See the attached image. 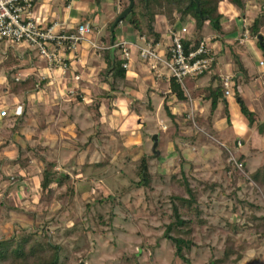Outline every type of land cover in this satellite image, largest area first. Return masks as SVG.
<instances>
[{"label": "rangeland", "instance_id": "rangeland-1", "mask_svg": "<svg viewBox=\"0 0 264 264\" xmlns=\"http://www.w3.org/2000/svg\"><path fill=\"white\" fill-rule=\"evenodd\" d=\"M261 4V0H248L245 10L241 11L232 3L223 2V35L216 34L208 23L204 26L203 39L212 38L213 43L220 41L224 53L228 42L245 58L244 65L252 63L250 68L255 72L246 81L237 71L234 54L221 55L220 52L216 55L214 72L208 78L197 80L195 87L207 86L215 73L223 82L229 78L232 88L227 101L231 124L226 118L225 104H222L209 128L197 123L188 126L184 120L178 121L176 127V122L166 115L165 102L178 117L186 115L191 121L197 116L207 118L210 105L201 99L177 103L167 77L156 74L149 65L136 59V55L132 56L133 67L129 70L130 78L139 75L134 76L136 82L128 83L125 95L114 99L113 106L102 99L101 120L96 123L93 117L96 111L90 113L89 107L95 106L100 97V59L102 52L111 45L108 25L117 15L110 16L107 24L96 22L93 27L90 21L97 17L93 11L84 23L79 22L90 23L92 41L104 48H92L84 63L86 71L97 63L90 79L88 73L84 76L79 71L83 66L77 65L76 72L72 69L82 76L79 88L74 87L71 74L66 82H62L59 75L44 76L46 64L37 51L21 45H0V155L21 159V162L11 160L13 164L16 162L19 171L13 164L11 166L10 160L4 162L6 171H1L6 175H0V239L45 229L70 255H76L73 264H185L175 256L174 246L164 237L169 223L167 217L177 204L174 197L185 195L179 185L185 175L190 185L198 189L202 218L207 221L193 233L195 246L186 251L190 264H209L222 254L228 237L233 238L237 246L246 248L243 263L264 264V240L248 218L251 213L264 216V190L249 180L245 183L237 175L238 171L228 168L224 148H234L239 140L242 141L238 154H247L245 180L264 164V133L259 131L264 127V67L260 66L264 57L257 48V39L246 34L260 14ZM128 5L127 0H120V13ZM124 24L127 32L118 28L117 41L134 37L130 26ZM160 25L159 31L165 28L162 22ZM102 26L103 32L99 33ZM159 33L166 34L164 29ZM261 35L264 37V29ZM162 41L168 43L166 38ZM8 52L20 57L11 69L1 66ZM140 63L142 71L138 68ZM218 67L223 72L216 70ZM159 69H163L162 65ZM31 75L37 79L35 98L30 94L16 97L9 92L10 78L25 80ZM236 79L240 95L256 116L253 126L241 113L234 95ZM63 85L75 88L76 92H68L69 88L66 90ZM103 88L108 89L107 86ZM82 89L90 94L86 97L92 99L91 104H85ZM23 106L26 117L18 122L17 114ZM75 113L84 117L88 113L91 115L87 122L76 124ZM156 134L159 135L160 156L150 158V169L155 175L153 189L137 188L138 163L144 155H153ZM41 158L56 162L60 168L62 163L67 165V171H60L72 176L76 188L73 200H70L67 187L52 195L42 192L40 171L45 162ZM100 162L108 164L101 168L92 166ZM201 183H216L218 187L211 191ZM238 201L259 209L251 212ZM234 225L238 232L234 231ZM70 230L74 234L69 235Z\"/></svg>", "mask_w": 264, "mask_h": 264}, {"label": "trees", "instance_id": "trees-1", "mask_svg": "<svg viewBox=\"0 0 264 264\" xmlns=\"http://www.w3.org/2000/svg\"><path fill=\"white\" fill-rule=\"evenodd\" d=\"M128 1V0H127ZM135 6L131 14L123 21L128 22V25L135 31L139 36L153 37L154 43H158L162 40V35L157 31L158 20H166L168 26L176 27L179 24L184 25L189 19L195 20V29L191 36L184 39V48L187 53L197 49L199 42L203 40V29L206 23H208L211 29L219 35H223L224 27L223 20L225 18L222 12L221 5L223 2H230L235 5L239 10L244 11L248 0H197L199 2V8L202 14V18L197 13L198 6L190 0H134ZM261 11L260 14L255 17L250 26L251 38L257 39V48L264 57V37L261 35L264 29V0H261ZM101 0H94V6L100 8ZM125 9V8H124ZM97 14V13H96ZM118 14L113 21L108 25V30H111L116 19L119 17ZM96 18L92 20V26L97 24ZM81 22L84 23L82 20ZM82 24V23H81ZM119 27V25H118ZM115 29V34L116 30ZM262 36V41L259 37ZM116 41V35H115ZM231 47L230 50H233ZM224 49L221 51V55H224ZM102 59L99 72V82L101 84L100 97L97 100L95 106L89 107V112L94 114V120L99 124L101 120L102 110V99H107L111 106L114 99L118 96L125 95V89L128 87V80L130 78V71L123 68V60L117 57L116 53L112 49H107L102 52ZM236 59V65L238 73L241 76L249 80L248 71L244 64L239 61L238 56L234 54ZM19 56L13 53H7V58L2 67L12 68L19 62ZM95 65V64H94ZM97 67V63H96ZM204 75L202 77H206ZM212 80L205 87L196 88L195 82L192 80L186 81V88L190 93L193 100H199L202 98L205 102L210 103L209 116L207 118L197 116L193 121L187 119L186 115L178 117L171 111V107L167 102L164 103V110L167 117L172 121L176 122V127L179 125L178 121L184 120L185 124L192 125L198 124L200 127H212L213 116L217 111L220 103L225 104L226 118L229 124H231V113L229 110L226 88L224 87L223 80L217 74H214ZM233 86L234 95L240 107V111L246 118L250 126L255 124V114L249 109L248 105L244 101L243 97L238 91L237 79ZM47 82L44 81L42 84L45 85ZM37 79L35 75H31L25 80L9 79V92L19 97L22 94L34 95L36 93ZM108 87V89L103 88ZM171 94L176 98L177 103L189 102L188 97L185 95L181 86L174 80L170 81ZM94 104V101H93ZM26 117V110L23 106L22 111L17 117L18 122H22ZM259 131L264 133V127L262 126ZM227 151V150H226ZM153 154V153H152ZM226 158H229L227 152H225ZM246 154L239 156V161L244 165V171L246 168ZM150 158H158L154 154L151 156L144 155L140 158L136 169V175L138 182L135 183L137 188H145L147 190L153 189V183L155 175L150 169ZM27 160V159H26ZM45 166L42 172L40 187L42 192H47L52 195L56 190H60L67 187V193L70 196V200H73L76 196V188L71 174L57 170L58 164L53 161H45ZM28 161V160H27ZM228 161V160H227ZM16 162H21L18 158ZM15 162V163H16ZM108 162V161H106ZM106 162H100L93 164V167L101 168L104 167ZM13 164L14 166L16 164ZM12 165V166H13ZM13 166V167H14ZM24 165L23 168H25ZM228 168H232L231 163L228 162ZM228 169V170H229ZM3 173V172H2ZM0 171V175H3ZM75 173V172H74ZM240 179H243L245 183L253 182L257 186L264 190V164L256 169L255 172L251 173L249 178L245 180V174L237 172ZM6 175V174H4ZM202 184V183H201ZM250 184V183H248ZM179 185L183 188L185 195H177L174 200L177 204L173 206V212L167 217L169 223L166 225L164 237L168 239L175 248V256L179 258L183 263L190 264V260L186 257V251L189 252L194 245L193 233L196 227H203L207 224V221L202 218L203 211L198 203V189L193 188L189 180L183 175V179L179 181ZM203 187L214 191L218 184L216 183H204ZM237 203L248 206L253 210H258L259 207L248 204L245 201H238ZM249 220L253 223V228L261 240H264V216L257 217V215L251 213ZM234 231L238 232L236 225L233 226ZM74 231L70 230L69 235L74 234ZM140 254V253H139ZM246 255V248L243 246H237L234 239L228 237L225 242V248L222 254L216 258H213L209 264H254L252 262L243 263V259ZM138 256L136 255V258ZM73 260H77L76 255L72 256L68 253L67 248L62 244L56 242L52 235L45 231V229L35 232L32 234L22 235H11L6 238L0 239V264H73Z\"/></svg>", "mask_w": 264, "mask_h": 264}, {"label": "built area", "instance_id": "built-area-1", "mask_svg": "<svg viewBox=\"0 0 264 264\" xmlns=\"http://www.w3.org/2000/svg\"><path fill=\"white\" fill-rule=\"evenodd\" d=\"M36 1L0 0V45H21L37 51L46 64L44 76L59 75L62 82H66L67 78L70 79L68 75L71 74L74 87L79 88L82 76L74 72H76L77 65L84 67L83 48L86 45L90 50L104 48L92 41L90 23H80L75 28L65 29L59 22L43 25L37 21L33 16ZM167 25L165 24L164 30L168 36V43L164 44L162 40L154 43L153 37L137 34L134 38L124 37L122 40H116L106 50L112 49L117 57L123 60V68L126 70H130L133 52H136L138 59L149 65L156 74L165 75L169 83L174 80L179 84L189 102L192 103L194 100L185 84L187 80L196 81L214 72L217 54L210 45L212 38L201 40L196 50L187 53L183 41L193 33L195 21L191 20L188 24L178 27ZM246 34L250 35V31L247 30ZM160 65L164 71L159 69ZM223 84L226 88V97L231 96L232 83L229 78L224 79ZM63 88L66 90L69 88L67 91L73 94L76 92V89H70L69 85H63ZM83 93L85 94L84 101L91 104L92 99L86 97L90 94L86 91ZM224 148L227 150L228 162L232 164L233 170L245 174L244 165L239 161L240 154H238L242 148V141L239 140L234 148L227 146Z\"/></svg>", "mask_w": 264, "mask_h": 264}, {"label": "crops", "instance_id": "crops-1", "mask_svg": "<svg viewBox=\"0 0 264 264\" xmlns=\"http://www.w3.org/2000/svg\"><path fill=\"white\" fill-rule=\"evenodd\" d=\"M119 2H120V0H101L100 8H96L94 6V0H37L36 1V4H35V9H34L33 16H34V18L37 21L41 22L43 25H51L54 22H59L62 25L63 28H65V29H72V28L77 27L80 24L79 22L82 21V20H84L87 16H89V14L91 12L96 11V13H97V19H96V21H97V23L98 24L101 23V25L102 24L105 25V24H107L109 22L110 16H116V15H118L120 13L121 8L118 7L119 6ZM123 10L124 9H122V11ZM106 18H108V19H106ZM191 20H194V19L193 18L189 19L186 24H188ZM90 22H92V20ZM161 22L164 25L167 24L166 20H164V19L158 20V22H157V31L158 32H163V29H164V28L162 29V28L159 27L160 28V31L158 30V24H159V26H161L160 25ZM124 23L128 24V22H123V24H120L119 27H118L121 30V32H123V33L127 32ZM186 24H184V25H186ZM178 25H181V24L178 23ZM178 25H177V27H178ZM129 28H131V27H129ZM103 29L104 28L102 26L101 29H100V31H99V33H102L103 32ZM131 31L134 32L133 35H134V37H136L137 33L135 31H133L132 28H131ZM162 38H166L168 40V36L166 34L162 35ZM205 39H207V38H205ZM226 44H228V46L225 48V51L226 52H225L224 55H227L228 52H230L231 55L235 54L236 56H238L239 61H241L244 64L245 58L242 57V55L239 54L235 48L233 50H230L231 44H229L228 42H226ZM210 45L214 48L216 54L220 53L223 50L222 43L220 41H215L214 43L213 42H210ZM229 45H230V47H229ZM228 49H229V51H228ZM91 53L92 52H91L90 48L86 45L83 48V63H86L88 61L89 54L91 55ZM93 55H94V53H93ZM134 55H136V54H134V52H133V56ZM136 59H138L137 55H136ZM263 62L264 61H261L260 62V66H263L264 67V63ZM251 65H252L251 62L245 63V65H244L245 68L248 71V76L249 77H252L253 74H255V72L252 71L253 68H250ZM132 67H133V62L131 64V68ZM221 67H223V66H221ZM221 67H218V69H216V70H218L220 72H223L221 70ZM78 68L79 67H76V70H79L80 69L79 71H81V74L82 75L88 73V76L87 77L90 79L91 76L94 74L95 71L93 72V70L96 67L91 66V68H87V71L84 70L85 69V66L83 68H79V69ZM138 68H139L140 71L143 70L142 63L138 64ZM84 76H83V78H86ZM134 76H139V75H137V74L133 75L132 78H129L128 83H133L134 84L136 82V81H134V80H136V79H134V78H136ZM208 77H209V75L206 76V77H201L199 79L208 78ZM131 80H133V81H131ZM251 80H252V78L250 79V81ZM196 82H197V80H196ZM82 91L84 92L85 89H82ZM32 96H33V98L36 97L35 95H32ZM32 96H30V97H32ZM201 100H202V98H201ZM206 103H207V105L208 104L210 105V103H208V102H206ZM85 104H87V102H85ZM222 104H224V103H220L219 104V106L217 108V111L220 110V108L222 107ZM50 108L51 107H49V109ZM217 111H216V113H217ZM215 114H214L213 117H215ZM18 115H19V113L17 114V116ZM90 115L91 114L88 113L87 114L88 117L87 116L84 117L81 113L79 115L76 114V120H75V122H78L76 124H82V123L87 122V120L89 119V116ZM213 128L216 130L215 118H214V121H213ZM14 152L16 153L15 156H17V150L14 151ZM243 154H246V153L243 152ZM0 156H1V159H0V171H3L4 172V171H6L4 162L5 163H8L6 160H10L9 163L12 166L13 163L11 162V160H13V159L16 160V158L15 157H12L11 155H8L9 157L8 158H5V157H3V154H1ZM44 166L45 165H43V169H44ZM18 168L19 167L17 165L14 166V169L17 170V171H19ZM43 169H42V171H40V173H41L40 176H42ZM57 170L67 171L68 168H67V165H65V163H62L61 168L59 166V167H57Z\"/></svg>", "mask_w": 264, "mask_h": 264}, {"label": "water", "instance_id": "water-1", "mask_svg": "<svg viewBox=\"0 0 264 264\" xmlns=\"http://www.w3.org/2000/svg\"><path fill=\"white\" fill-rule=\"evenodd\" d=\"M149 0H146V3ZM195 2V4L198 6L197 8V13L199 14V16L202 18V14L199 8V2L197 0H193ZM129 5L120 13L119 17L116 19V21L114 22L113 26L111 27V44H114L115 42V29L118 27V25H120L133 11V8L135 6V1L134 0H128ZM262 36L259 37V40L262 41ZM153 141H154V145H153V149L152 152L156 157L160 156V152L158 151V146H159V135H154L153 136Z\"/></svg>", "mask_w": 264, "mask_h": 264}, {"label": "flooded vegetation", "instance_id": "flooded-vegetation-1", "mask_svg": "<svg viewBox=\"0 0 264 264\" xmlns=\"http://www.w3.org/2000/svg\"><path fill=\"white\" fill-rule=\"evenodd\" d=\"M190 1L194 2L193 0H190ZM194 3H195V2H194Z\"/></svg>", "mask_w": 264, "mask_h": 264}]
</instances>
